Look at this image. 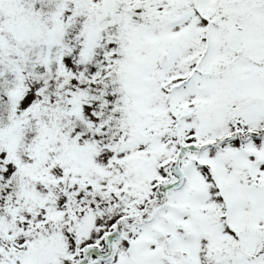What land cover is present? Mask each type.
<instances>
[{"label":"snow or ice","instance_id":"6c2138e0","mask_svg":"<svg viewBox=\"0 0 264 264\" xmlns=\"http://www.w3.org/2000/svg\"><path fill=\"white\" fill-rule=\"evenodd\" d=\"M0 264H264V0H0Z\"/></svg>","mask_w":264,"mask_h":264}]
</instances>
